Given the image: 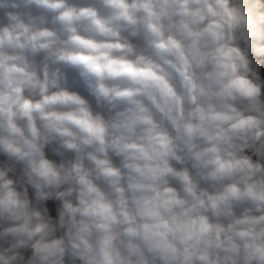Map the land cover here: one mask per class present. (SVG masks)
Listing matches in <instances>:
<instances>
[{
  "label": "clouds",
  "instance_id": "clouds-1",
  "mask_svg": "<svg viewBox=\"0 0 264 264\" xmlns=\"http://www.w3.org/2000/svg\"><path fill=\"white\" fill-rule=\"evenodd\" d=\"M0 264H264V0H0Z\"/></svg>",
  "mask_w": 264,
  "mask_h": 264
}]
</instances>
